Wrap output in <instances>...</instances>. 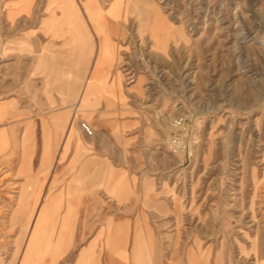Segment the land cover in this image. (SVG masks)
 Returning <instances> with one entry per match:
<instances>
[{
    "label": "rangeland",
    "instance_id": "rangeland-1",
    "mask_svg": "<svg viewBox=\"0 0 264 264\" xmlns=\"http://www.w3.org/2000/svg\"><path fill=\"white\" fill-rule=\"evenodd\" d=\"M62 1L0 0V129L18 126L17 139L0 138V264H23L30 252V264H56L93 238L105 246L108 218L135 214L144 221L133 261L264 264V0H87L116 44L121 98L92 95L99 104L76 113L62 84L79 83L90 65L50 21ZM12 102L29 109L19 122L6 118ZM42 135L44 188L27 180ZM90 161L92 197L79 193L69 216L66 184L80 188ZM43 239L45 252L34 247Z\"/></svg>",
    "mask_w": 264,
    "mask_h": 264
},
{
    "label": "bare ground",
    "instance_id": "bare-ground-1",
    "mask_svg": "<svg viewBox=\"0 0 264 264\" xmlns=\"http://www.w3.org/2000/svg\"><path fill=\"white\" fill-rule=\"evenodd\" d=\"M115 2L113 4V6L115 5ZM113 6H111V8L114 11L115 15H117V12H116L117 10ZM93 7H94L93 4H89L86 1L83 4V8L86 10L87 13L82 14L80 12V10L78 9L76 3H74V0H63L62 4H60V7H59L60 10H62L61 19L57 20V17H55V15H53L52 18L50 19V21L58 22L60 24L59 32H62L64 29L67 30L68 32H70L71 38H70L69 43L71 42V40L73 38H75V41L77 42L76 48H77L78 54L81 57H83V59L87 58V60L85 61L87 66L90 65V61H94L92 68L89 69L88 75L85 78L83 77L82 94L80 93V88L77 91H75V93H74L75 94V98H74L75 103L74 104H77L75 113L80 112L84 107L89 106V104H91V103H92V105H90V106H93V107L99 104V101L102 98L101 99L98 98V100H93L90 103V97L92 95H96V94L104 95V94H106L107 97L113 98V100L121 98L120 84H119V79H118L121 76V74L117 73L114 76V78L111 80V82L108 81L112 67H114V64H117L116 63L117 50L114 47L116 44L114 45V43L112 41H110L111 39L107 33V30L105 27V22L102 21V19H101V18H103V16H102L103 14H102V11L100 10V6H98V8H97V13H94ZM98 19H100V20H98ZM87 25H88V27H87ZM88 29H90L91 34H93V37H95V39H96L93 41V44H90V42H88V31H89ZM90 32H89V34H90ZM89 39H90V36H89ZM84 82H85V84H84ZM115 84H116L117 90L114 91L115 88L113 86H115ZM64 86L67 88V90L70 87L68 82H65ZM63 91H65V90H63ZM80 94H81L80 103L79 102L77 103L76 100L79 98ZM105 99H106V103L108 104L109 100L107 98H105ZM65 118L66 119H65V122L63 125V127H64L63 129H65V127H66L68 115H66ZM42 123H44V122H42ZM44 126L45 125H43V127ZM43 133H44V131H43ZM71 134H72V128L70 127V129L66 135V138H70ZM46 140H47L46 138H43V151H42L43 155L39 161V168H38L39 170L44 165V155L48 156L49 152H50V150H49L50 145ZM25 141H27V140H25ZM66 144L68 145L67 142H66ZM24 150L28 151V150H26V148ZM26 155L27 154H25V156ZM63 156H64V154L61 152L59 160H58L59 162H60V160L63 159ZM93 166H94V163L88 162L77 173L83 181L82 184L80 185V188L77 187V188H75L74 191H72L74 189L72 186V183L68 182L66 184L67 185L66 190L68 191L67 194L69 196V200L67 202V212H68L69 216L74 212L73 205L76 204V206H77V205L82 203L81 198H80L81 193L86 194L88 197H92L91 195L93 194V191H94V186L92 185L93 180L91 179V176L93 173V171H92ZM57 173H56L57 175L55 177H53L52 186L55 183L60 181L57 178V176L59 175L60 172L57 171ZM64 175L62 176L63 179H64ZM26 196H27L26 194L22 193L20 196L21 199L19 198V201H21V203L18 206L20 207L21 211L25 210L28 207L27 206L28 204L25 205V202H24L25 198L26 199L29 198L28 196L27 197ZM45 198H46L45 194L41 196V200H44ZM88 201L90 202L91 199L89 198ZM17 209H19V208H17ZM35 213L36 214H35L34 218H35V227H36L38 224H42L43 219H44L43 207L41 208V203H38V206H37ZM21 217H22V213H21ZM68 221L63 223L64 229H66L69 226ZM24 229H26V228H24ZM110 241H111V243L113 242L112 245L113 244L116 245V243H115L116 240L112 239ZM47 244L48 243H46V241L43 239L40 242L39 241L35 242L34 247L36 246L37 249H39L42 252H45L46 250H48L46 248L50 247ZM31 247H32V245L30 246V248ZM34 247H32V250H34ZM149 249L150 248H148V245H147L145 250L148 253H150ZM147 259L149 262V257H147ZM30 261H31L30 255L29 256L26 255V259H25V261H23V264H26L27 262H28V264H30Z\"/></svg>",
    "mask_w": 264,
    "mask_h": 264
},
{
    "label": "crops",
    "instance_id": "crops-1",
    "mask_svg": "<svg viewBox=\"0 0 264 264\" xmlns=\"http://www.w3.org/2000/svg\"><path fill=\"white\" fill-rule=\"evenodd\" d=\"M75 2H76V0H75ZM82 3H83V0H81V2H79V3L76 2V5H77L78 9L80 10V12L83 14L84 8H83ZM87 27H88V25H87ZM88 30H89L88 31V42H90V44H93V41L96 39H95V37H93V34H91L90 29H88ZM89 32H90V34H89ZM89 36H90V39H89ZM79 57L83 61V59H82L83 57H81L80 55H79ZM74 63H77V61H74ZM93 63H94V61H90V68L89 69L92 68ZM81 75L82 74H80V76ZM115 75L116 74L113 75V69H111V76H109V82H111V80L114 78ZM79 79H80V82H81V80L83 81V76L79 77ZM65 82H68V81L65 80ZM65 82H64V84H65ZM80 82L79 83H74V82L68 83L70 85V87H69L70 91L69 92L75 93V91H77L80 88V93H82V91H83L82 83L83 82H81V83ZM64 84H62V85L64 86ZM113 87L115 88L114 91L117 90L116 84ZM106 98L109 100L108 104H112V103L115 104V100H113V98H109V97H106ZM8 106L10 107V112L6 113V118L8 119L10 117V119H13L14 122H17L18 120L21 121L20 119L23 116V114L20 112L29 111V109L20 110V108H18V106H17V103H15V102L10 103ZM1 108H2V106L0 105V110H1ZM14 111H17V114H15ZM26 121H27L26 125H28L29 127L31 126V128H33L32 120L28 119ZM48 125H49V121H48ZM17 127L12 126L10 128H7V129H0V133H1L0 138H2V133L11 131L13 134V138L17 139V135L15 134V132L17 131ZM30 136H31V133L28 136V138H30ZM42 138H44V135H42ZM16 141L18 144V140H16ZM29 141L31 143L34 142L33 138H30ZM1 144H2V141L0 142V149H1ZM8 149H10V151H9L10 154H14L16 152V150H14L15 146L10 147ZM1 151H0V153H1ZM32 153H33V147H32ZM38 164H39V160H38ZM32 167H35V163H33V162H32ZM38 168H39V165H38ZM46 174L47 173H44L41 171L39 172V169H37V172H36L34 169L30 173V175L27 177V180L30 178L32 180V182L33 183L36 182L37 185H38V182H42L43 188H44V185H45L44 179L46 178ZM27 180H26V183H27ZM116 218L117 217L108 218V220H107V222L109 224L107 226L108 230L106 229L104 232H102L103 235H105L103 238H106V241L104 243L105 246L100 247L98 245L99 242L96 241L97 239L93 238L89 242V244L86 246L71 248L69 251L60 253V254L65 255V257L61 259L62 260L61 262L56 263V264H146V261H145L146 257L145 258H143V257L138 258V260H136V261H133V259H132L134 254L141 249L140 245H141V237L142 236L140 234V228L137 227L135 224L143 222L144 221L143 216L140 214H137V215L135 214V215H128V216L126 215L125 217H121V219H116ZM112 239L116 240L115 243H116L117 248H115L116 249L115 251L113 250V247L110 249V247L107 246L110 243L107 241H110ZM135 240H138V241H135ZM74 249H75V252H72ZM144 251H146V250L144 249ZM23 253L25 254V252H23ZM34 253L35 252H30L27 254L30 255V254H34ZM46 253H49V252H46ZM67 255H69V256L67 257ZM49 261H51V260H49ZM26 264H28V262ZM49 264H51V262Z\"/></svg>",
    "mask_w": 264,
    "mask_h": 264
}]
</instances>
